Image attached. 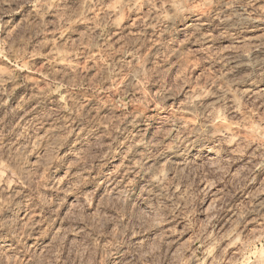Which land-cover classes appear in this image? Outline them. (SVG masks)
I'll return each instance as SVG.
<instances>
[{"label":"rangeland","instance_id":"1","mask_svg":"<svg viewBox=\"0 0 264 264\" xmlns=\"http://www.w3.org/2000/svg\"><path fill=\"white\" fill-rule=\"evenodd\" d=\"M89 1L0 0V264H264L263 9Z\"/></svg>","mask_w":264,"mask_h":264},{"label":"bare ground","instance_id":"2","mask_svg":"<svg viewBox=\"0 0 264 264\" xmlns=\"http://www.w3.org/2000/svg\"><path fill=\"white\" fill-rule=\"evenodd\" d=\"M84 1H86V2H90L89 0H84ZM224 1V0H223ZM226 1V2H225ZM224 2H225V10H227V9H229V4L230 5H232L231 3H229V0L227 1V0H225ZM231 1V0H230ZM234 1V0H233ZM246 1H248V2H251V5H253V6H255V8L256 9H263V11H264V0H246ZM86 2H85V4H86ZM126 3V4H128L129 5V7H131V8H136V4H137V1L136 0H122L121 1V3ZM180 2V1H179ZM179 2H178V4L175 2V1H172V2H168L167 4V11H165V13H163L164 15H162V21H164L165 23H168L169 25L170 24H172V22H174L179 16H182V18L184 19V20H186V27L188 28V29H191V30H194V31H198L199 29H201V28H203V26L205 25V23H204V21H203V13H201L200 11H195L193 8L191 9V10H189V12H187L186 14H183V13H185V12H183L182 13V10L183 9H181L180 8V6L182 5V4H180V6H179ZM248 2H247V4H248ZM87 3V4H88ZM117 3V2H116ZM149 3H150V1H149ZM140 4V3H139ZM152 4V3H151ZM119 7L121 8L122 7V5L120 4V2H119ZM127 5V6H128ZM142 5H145V3L144 4H142ZM150 5V4H149ZM250 5V6H251ZM116 5H114V7H115ZM117 6H118V4H117ZM116 6V8H118ZM126 6V7H127ZM141 6V5H140ZM185 6H187V4L185 5ZM184 6V4H183V7L182 8H184L185 7ZM165 7V6H164ZM195 7V6H194ZM108 8H109V6H108ZM116 8H109L110 9V11L111 12H117V10H116ZM128 8V7H127ZM130 8V9H131ZM155 8V7H154ZM161 8H162V6H161ZM160 8V9H161ZM166 8V7H165ZM164 8V9H165ZM199 8V7H198ZM224 8V7H223ZM253 8V7H252ZM254 8V9H255ZM138 9V8H137ZM222 9V8H221ZM159 10V9H158ZM163 10V9H162ZM220 10V9H219ZM223 10V9H222ZM224 10V11H225ZM260 10V11H261ZM160 11V10H159ZM158 11V12H159ZM164 11H162V12H164ZM107 12V11H106ZM116 12H115V15H116ZM136 12V11H135ZM155 12V11H154ZM223 12V11H222ZM221 12V13H222ZM148 13H149V11H148ZM156 13V12H155ZM218 13H220V12H218ZM223 13H225V12H223ZM157 14V13H156ZM151 15V14H150ZM153 15H154V13H153ZM216 15V14H215ZM217 15H219V14H217ZM224 15V14H223ZM227 15V14H226ZM214 16V15H213ZM261 16V15H260ZM149 17V16H148ZM221 17V16H220ZM259 16H257V18H258ZM223 19H224V17H223ZM226 19V18H225ZM264 19V18H263ZM148 20H150V17L148 18ZM157 20V19H156ZM221 20V19H220ZM245 20V19H244ZM244 20H243V22H244ZM153 21V20H152ZM152 21H151V23H152ZM158 21V20H157ZM178 21V20H177ZM181 21V20H180ZM234 21V20H233ZM232 20H224L222 23H225V25H228V26H232V25H234V24H236V23H234ZM246 21V20H245ZM156 22V21H155ZM161 22V21H160ZM163 22V23H164ZM242 22V23H243ZM117 23V22H116ZM148 23V22H147ZM153 24V23H152ZM240 24V23H239ZM245 24V38L244 39H246V41L247 42H249V43H257V41H259L260 42V40H262V39H264V21H260L259 19H248V21H246V23H244ZM244 24H243V26H244ZM162 25H165V24H162ZM167 25V24H166ZM143 26V25H142ZM241 26V25H240ZM165 27V26H164ZM166 27H169V26H166ZM117 28V27H116ZM151 27H149V29H150ZM242 28V27H241ZM188 29H186V30H188ZM168 30V29H167ZM243 30V29H242ZM260 30H262L263 32V35H260L259 36V34L258 35H255V33H257V32H259ZM193 32V31H192ZM194 34V33H193ZM196 35V34H195ZM204 35V34H203ZM209 37H210V35H209ZM209 37H203V43L204 44H206V45H210L211 44V37L209 38ZM243 39V40H244ZM251 41V42H250ZM205 45V46H206ZM207 47V46H206ZM208 47H210V46H208ZM249 56V55H248ZM263 56H264V53H263ZM258 58H259V56H258ZM263 60V59H262ZM242 67V66H241ZM258 68V67H257ZM249 80V79H248ZM246 83H247V81H246ZM252 84L253 83H251L250 84V82L247 84V85H244V87H242V90L240 89V92L241 93H244V92H250V91H253V86H252ZM241 86H243V85H241ZM223 90H225V89H223ZM238 90V89H237ZM227 91V90H226ZM244 91V92H243ZM200 92V91H199ZM219 92V91H218ZM215 93V92H214ZM223 92H221V94H222ZM225 93V92H224ZM227 93V92H226ZM191 94V93H190ZM213 95V94H212ZM215 95V96H214ZM213 96H214V98H211V99H209V100H207V102L209 101L210 102V100H212L213 101V104H214V101H216L217 99H216V96H220V94L219 95H216V94H214ZM201 96V95H200ZM223 96H224V94H223ZM193 97H194V95H193ZM207 97H211V96H209V94L207 95ZM202 98H203V96H202ZM224 98V97H223ZM205 99V98H204ZM203 99V100H204ZM216 99V100H215ZM219 99H221V98H219ZM197 101H198V99H197ZM196 102V101H195ZM200 102H204V101H200ZM209 102H208V104H209ZM199 104V103H198ZM204 104V103H203ZM208 104H207V106H208ZM234 104V103H233ZM205 105V104H204ZM204 105H202V103H201V107L202 106H204ZM211 106H212V103L210 104ZM199 108H200V106H199ZM209 108V107H208ZM213 108V107H212ZM211 108V109H212ZM204 109V108H203ZM210 109V110H211ZM205 111V110H204ZM213 114V113H212ZM216 115V114H215ZM219 116V115H218ZM212 123V122H211ZM211 123H210V125H211ZM214 124V123H213ZM212 124V125H213ZM209 125V126H210ZM211 125V126H212ZM210 126V127H211ZM214 126V125H213ZM216 126V125H215ZM224 127H225V125H224ZM208 128V127H207ZM230 128V127H229ZM229 128L228 127H225V128H217V129H220L219 131L220 132H222L221 133V137L223 138V139H232V134H230V130H229ZM209 129V128H208ZM207 129V130H208ZM232 129V128H231ZM215 129H213V131L211 130V132L212 133H215V131H214ZM209 131V130H208ZM206 132V131H205ZM231 132H232V130H231ZM212 133H209V135H211ZM217 133V132H216ZM234 133V132H233ZM216 135V134H215ZM218 135V134H217ZM234 136H236L235 134H233ZM213 136V135H212ZM219 136V135H218ZM237 137V136H236ZM213 138H214V136H213ZM235 138V137H234ZM222 141V140H221ZM232 141V140H231ZM233 142V141H232ZM231 143V142H230ZM144 147H145V144H143V143H141V142H137L136 143V146H135V150H134V152H133V155L134 156H137V154H140V153H142L141 151L144 149ZM186 147V146H185ZM186 150H187V148L186 149H184V150H182V149H180V150H173V151H171V152H166V153H164V154H162V156H160V158L159 159H157V160H155V161H152V162H150V164H149V170H148V174H149V182H150V187L152 186L153 188H157L159 185H160V183H159V179H158V173L157 172H159L158 170H157V168H158V166L159 165H161L162 163H164V162H168V163H170V162H182V161H184V160H188L189 159V156H190V152H188V153H186ZM197 150V149H196ZM212 150H207V153L209 154L210 152H211ZM132 154V153H131ZM215 154V153H214ZM211 156V155H210ZM132 159V158H131ZM194 159V158H193ZM166 164V163H165ZM174 164V163H173ZM172 165V164H171ZM169 166V165H168ZM172 166H170V168H171ZM175 168V167H174ZM259 207L260 208H263L264 207V194L261 196V201L259 202Z\"/></svg>","mask_w":264,"mask_h":264}]
</instances>
